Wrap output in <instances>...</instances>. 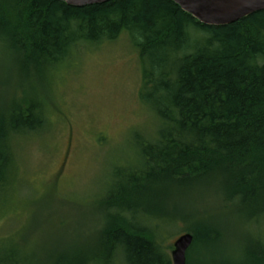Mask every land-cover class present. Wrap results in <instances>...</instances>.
Masks as SVG:
<instances>
[{
	"label": "trees",
	"instance_id": "16d2710c",
	"mask_svg": "<svg viewBox=\"0 0 264 264\" xmlns=\"http://www.w3.org/2000/svg\"><path fill=\"white\" fill-rule=\"evenodd\" d=\"M124 33L139 53L140 99L158 120L156 137L136 142L137 166L113 170L98 204L102 225L89 243L55 251L49 264H173L147 222L193 219L196 226L184 231L194 237L186 254L192 264L196 250L215 246L224 233L175 199L210 188L249 223L264 218V10L206 26L171 0L82 8L0 0V53L11 63L0 66V186L16 171L15 140L47 124L33 83L49 85L76 48ZM22 252L17 245L0 249V264L24 263ZM197 259L209 264L199 253ZM229 261L264 264V244L247 241L238 262Z\"/></svg>",
	"mask_w": 264,
	"mask_h": 264
},
{
	"label": "rangeland",
	"instance_id": "374dc122",
	"mask_svg": "<svg viewBox=\"0 0 264 264\" xmlns=\"http://www.w3.org/2000/svg\"><path fill=\"white\" fill-rule=\"evenodd\" d=\"M94 45L72 51L49 85L33 83L46 127L13 143L16 171L0 186V249L21 246L22 264H49L55 251L84 248L102 225L98 204L114 182L113 170L137 166L136 142L156 137L158 120L140 99L139 53L128 35ZM10 65L0 53L1 69ZM190 197L175 202L185 201L204 224L224 233L215 246L196 250L192 264H200L198 253L209 264L238 262L245 242L264 244V218L249 223L214 188ZM195 226L193 219L147 222L170 256L174 242Z\"/></svg>",
	"mask_w": 264,
	"mask_h": 264
},
{
	"label": "water",
	"instance_id": "95a60500",
	"mask_svg": "<svg viewBox=\"0 0 264 264\" xmlns=\"http://www.w3.org/2000/svg\"><path fill=\"white\" fill-rule=\"evenodd\" d=\"M69 6L82 8L100 5L112 0H57ZM186 13L206 26H227L256 12L264 10V0H171ZM193 235L183 234L174 242L173 264H187V250Z\"/></svg>",
	"mask_w": 264,
	"mask_h": 264
}]
</instances>
